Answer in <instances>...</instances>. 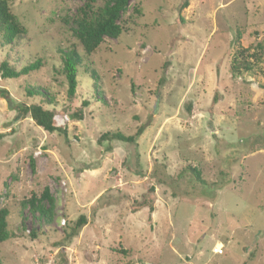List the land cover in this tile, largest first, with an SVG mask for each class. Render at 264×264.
Listing matches in <instances>:
<instances>
[{"label": "rangeland", "instance_id": "rangeland-1", "mask_svg": "<svg viewBox=\"0 0 264 264\" xmlns=\"http://www.w3.org/2000/svg\"><path fill=\"white\" fill-rule=\"evenodd\" d=\"M8 1L28 33L0 38V64L43 66L0 78L11 232L0 264H264V0H130L119 35L90 56L73 31L88 0ZM239 47L257 60L233 76ZM73 48L82 63L70 99L61 51ZM33 103L67 136L22 119L19 105ZM116 131L139 135L98 141ZM151 187L155 211H135Z\"/></svg>", "mask_w": 264, "mask_h": 264}, {"label": "trees", "instance_id": "trees-1", "mask_svg": "<svg viewBox=\"0 0 264 264\" xmlns=\"http://www.w3.org/2000/svg\"><path fill=\"white\" fill-rule=\"evenodd\" d=\"M98 1H102V5L95 7ZM130 0H88L77 11L74 18V33L75 37L83 46V49L87 55H92L99 45L102 43L105 36L117 37L120 33V28L117 24L120 20L123 12L129 7ZM186 2L184 5L186 6ZM184 6V7H185ZM28 31L27 28L20 22L18 16L11 10V6L8 0H0V38L7 45L16 44L17 41L26 37ZM260 47V46H259ZM249 48L239 47L232 60V74L238 76L242 70L249 71L252 69L253 63L257 57V52H249ZM61 57L63 61V73L68 81V97L74 98L77 92L78 80V66L82 63V57L79 52L73 48L70 50L61 51ZM43 66L42 60L37 59L34 62H30L20 69L9 64L8 61H3L0 64V78H18L23 75H29L30 73L39 70ZM92 76L95 78V71H91ZM7 90L0 89L2 97L7 98ZM28 93L36 96H46L45 91L38 88L34 91L32 88L28 90ZM89 105L88 101H83L82 106ZM19 113L22 119L30 117L37 126L41 127L49 133L57 132L63 136H67V129L60 126L55 119V112L47 109L41 103L33 104H21L18 107ZM77 116L80 119L83 116V111L79 110ZM139 134L126 135L121 131L106 132L98 141H121V142H135L136 137ZM3 137L0 134V139ZM32 167L35 170V162L32 160ZM190 172L194 175L195 180L206 185V182L201 177V173L196 168H189ZM150 194L144 195L142 200L135 202L136 207L133 209L141 210L148 208L152 214L155 211V192L154 187L148 191ZM36 209V208H34ZM44 213V212H42ZM9 211L6 208L0 209V242L7 240L11 236V232L8 230L7 216ZM88 219L86 215H81L76 220L72 232L68 238L76 236L79 230L86 225ZM33 236L36 234L33 232ZM253 255L250 256L252 258ZM244 264H249L248 261Z\"/></svg>", "mask_w": 264, "mask_h": 264}]
</instances>
